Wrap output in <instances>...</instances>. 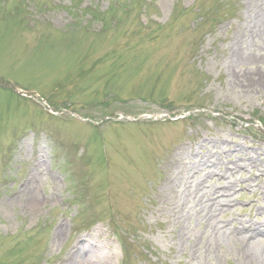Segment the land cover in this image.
Segmentation results:
<instances>
[{
  "label": "rangeland",
  "instance_id": "obj_1",
  "mask_svg": "<svg viewBox=\"0 0 264 264\" xmlns=\"http://www.w3.org/2000/svg\"><path fill=\"white\" fill-rule=\"evenodd\" d=\"M260 8L0 0V264H67L83 245L86 264H243L231 245L190 256L174 192L215 184L200 163L232 188L215 225L264 222ZM243 153L257 169H223Z\"/></svg>",
  "mask_w": 264,
  "mask_h": 264
},
{
  "label": "bare ground",
  "instance_id": "obj_2",
  "mask_svg": "<svg viewBox=\"0 0 264 264\" xmlns=\"http://www.w3.org/2000/svg\"><path fill=\"white\" fill-rule=\"evenodd\" d=\"M257 16L258 20L252 24L251 31L249 30L250 43L253 45H256L259 39H264V8H260ZM243 56L249 57V55H244V52H242L236 55V60L240 61ZM238 77L237 74L236 78ZM253 82V85H259L264 83V80L260 78ZM243 154L244 156H238L236 161L229 160V165L223 166V169L229 167L232 171V169L236 170L241 165L257 169L258 161L261 159L256 161L253 158H249L245 153ZM200 160L203 161L204 159L200 157ZM195 166V170L199 169L205 172V179L206 177H211V180H215V184L205 188L206 180L203 182L198 181L194 179V175H191V180L187 181V185H184L182 189L175 190L174 194L178 198L175 201L176 209L173 217L175 225L180 228V237L183 240L186 237V241H183V247L186 250L188 249L190 256H195L197 252L204 248L210 255L214 252L216 246L229 247L231 245L237 253V260L241 261V263L264 264V222L245 224V222L234 220L228 227L215 225L217 214H220L225 206L230 203L223 196L231 192L232 188L226 184L222 185V178H212L214 175L213 170L208 172V168L200 166V163H195ZM30 184H32V181ZM180 190L181 192L179 193ZM199 193L202 196L198 198ZM191 220L197 221V225L203 224L204 229L200 234H197L195 230L191 231L189 228ZM77 247L78 249L74 250L67 264H86L89 262L90 256L87 254L84 245Z\"/></svg>",
  "mask_w": 264,
  "mask_h": 264
}]
</instances>
